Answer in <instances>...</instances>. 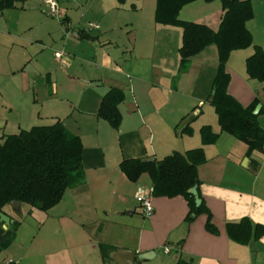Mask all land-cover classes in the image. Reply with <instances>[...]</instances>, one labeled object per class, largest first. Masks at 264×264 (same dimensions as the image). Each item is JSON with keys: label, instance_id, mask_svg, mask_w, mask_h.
Returning a JSON list of instances; mask_svg holds the SVG:
<instances>
[{"label": "crops", "instance_id": "0c3cea01", "mask_svg": "<svg viewBox=\"0 0 264 264\" xmlns=\"http://www.w3.org/2000/svg\"><path fill=\"white\" fill-rule=\"evenodd\" d=\"M83 2L79 6L84 20L77 25L68 8L59 6L67 23L65 31L80 33L77 38H64L61 32L63 41L53 43L62 49L54 51L61 53L59 59L49 52L37 61L35 57L46 51L41 40H36L35 54H26L18 68L5 72L25 78L27 83H20L25 92L30 89L27 65L35 60V69L45 74L47 87L32 98L25 113L11 100L15 95L1 92L2 109H14L15 115L0 117V141L36 125L42 113L53 121L58 119L81 139L84 182L67 188L57 204L41 211L44 233L38 241L33 236L21 240V222L10 245L2 250L5 255L0 261L104 264L98 245L106 243L115 250L135 251V262L138 255L149 253V258L136 264H176L180 258L195 264H264V234L258 238L252 234L241 244L226 230L228 223L243 217L253 225H264V149L248 155L246 144L225 132H220L213 144L203 145L200 138L202 125L219 132L217 116L205 115L210 110L208 100L217 70L216 46L204 48L190 59L186 71L178 74L182 31L154 21V1L139 0L140 6L113 0ZM251 4L253 17L247 27L254 44L264 49V0H251ZM19 8H27L25 1ZM193 8L190 21L218 27L222 14L219 3ZM129 11L136 17H128ZM89 21L98 23V29L84 31ZM47 33L53 35L54 31ZM252 52L253 47L231 52L225 67L227 92L244 107L256 97L264 107V82L249 79L245 71V60ZM111 87L124 94L118 104L121 120L117 128L96 116L101 98ZM205 103L207 109L203 108ZM35 106L40 110H33ZM261 116L263 119L264 113ZM263 121L258 120L264 129ZM187 124L190 133L182 130ZM196 147H202L206 157L198 166L196 189L208 212L186 220L189 207L182 195L152 196L153 213L145 217L134 192L137 185L151 186L150 177L143 173L136 182L130 181L120 171V161L135 157L159 160L173 151ZM8 206L6 214L13 221L18 212ZM35 210L29 206L26 214L31 216ZM208 214L215 231L206 228ZM14 240H18V250L11 247ZM166 244L172 247L168 253L162 249Z\"/></svg>", "mask_w": 264, "mask_h": 264}, {"label": "trees", "instance_id": "16d2710c", "mask_svg": "<svg viewBox=\"0 0 264 264\" xmlns=\"http://www.w3.org/2000/svg\"><path fill=\"white\" fill-rule=\"evenodd\" d=\"M24 1L0 0V10L15 8ZM116 1L123 4L127 0ZM193 1L196 0H155L154 21L181 28L178 74L185 72L190 59L204 48L209 45L216 46L218 63L208 102L217 116L219 132H214L208 124L202 125L199 129L201 142L203 145L213 144L220 132H225L246 144L248 155L254 150H263L264 129L257 116L264 112V107L257 114H253L256 104L260 103L259 98L256 97L244 107L231 96L227 92L229 75L225 71V64L233 50L253 47V52L245 60V71L249 79L264 82V49L254 44L247 27V22L253 17L251 0H220L222 14L216 29L179 18L180 9ZM123 98L121 89L111 87L101 98L96 116L117 128L121 120L118 104ZM182 130L191 132L188 124ZM81 152L80 137L58 119L47 125H33L4 136L0 141V211L6 213V207L12 201L28 204L41 211L53 207L67 188L84 182ZM205 161L203 148L196 147L184 152L173 151L159 160L126 158L120 161L119 168L133 182L143 173L148 174L152 196L182 195L189 207L185 217L189 220L199 212H208L203 201L195 206L194 196L189 192L192 187H198V166ZM19 224V220L14 219L7 228H3L0 222V252L12 242ZM206 228L215 231L210 222V214ZM226 230L232 240L245 244L252 234L255 238L263 235L264 225H253L247 217H243L238 222L228 223ZM98 248L105 264L110 260V253L115 251V247L99 243ZM0 264L17 263L0 261ZM176 264L195 263L180 258Z\"/></svg>", "mask_w": 264, "mask_h": 264}, {"label": "rangeland", "instance_id": "374dc122", "mask_svg": "<svg viewBox=\"0 0 264 264\" xmlns=\"http://www.w3.org/2000/svg\"><path fill=\"white\" fill-rule=\"evenodd\" d=\"M58 6L60 4L62 6H66L68 8V14L72 16V21L75 25L78 23L82 24L83 18L80 17V4H83L84 0H56ZM74 1V2H73ZM116 1V0H113ZM139 0H127V3L135 2L137 6H140L141 2L144 1H154L155 0H140L141 2H138ZM147 3V2H146ZM210 3H219L221 5L220 0H212L209 2H206L204 0H196L190 3H187L183 6V12L181 14V19L183 20H190L192 15L189 13L195 10L193 7L196 5H208L210 6ZM18 8H8L0 10V94L1 92L5 93L6 95L10 94L12 97H16V99L11 98L12 101H16L15 105L19 106V111L25 113L26 109L30 107L29 103L31 100H33V97H36L35 95H39L42 88H46L47 84L45 83V74L39 73L38 69H35L34 61L32 60L30 62V65H27V70L29 72V79L28 84L30 85V89H28L25 92H22L20 90V83H27V80L25 78H21L19 74L16 76L7 75L5 72L10 70L11 68L19 67L20 64L23 62L22 58L27 54H35L32 53V50H35L38 48L36 44L38 43L36 40H41V44L44 45L42 47L44 51H46L43 56L39 55L36 56L37 61L41 60V57L45 59L44 55H49V52H52L53 56H55L54 52L55 50H62L59 47H55L53 45L54 42L58 43L60 40L63 41V37L65 35V23L61 22V19L56 16H50L47 15L44 10L46 9V6L44 4V0H25V6L27 8H19L21 3H18ZM60 8V7H59ZM61 11L63 9H60ZM146 11H148V7L146 6ZM63 12V11H62ZM133 12L129 11L128 17H136V14H132ZM180 18V17H179ZM31 24L30 27L27 28V25ZM48 31H54L53 35H49ZM62 32V34H61ZM65 38V37H64ZM29 40H32L31 42H28ZM50 44L52 47H50ZM35 45V46H32ZM24 46V47H23ZM246 49V48H245ZM243 51L244 49H239ZM236 51V50H233ZM232 51V52H233ZM238 51V50H237ZM63 52V51H61ZM231 54V53H230ZM230 56V55H229ZM229 59V57H228ZM228 61V60H227ZM227 64V62H226ZM225 64V67H226ZM51 65H54L51 62ZM61 65V64H60ZM39 68V67H38ZM256 82V81H255ZM254 82V83H255ZM36 86V88L34 87ZM35 92H34V91ZM18 93L21 94V96H17ZM36 93V94H35ZM19 98L20 101L17 99ZM21 102V103H20ZM2 99L0 98V117L3 118L4 116L13 117L15 115V110L12 109L11 112H8L7 108L2 109L1 107ZM25 105V107L23 106ZM207 109V103L203 106V108ZM209 107V106H208ZM5 110V111H3ZM33 110L37 111L40 110L39 106H35ZM264 112H261L257 118L260 122H262L261 119ZM205 115L207 116H216L213 107L210 106V110L205 112ZM40 120L36 121V125H47L53 122L52 117L46 114L40 115ZM264 122V121H263ZM23 126H28L24 125ZM148 182V181H147ZM29 207L28 204H23L22 208H20L19 211H17V220L21 223V229H20V238L21 240H28L29 238L35 237V242L40 239V237L43 235L44 231L42 228L43 223L42 222V212L41 210H35V214L33 215H27L26 209ZM7 209H13L11 205L8 206ZM44 212V211H43ZM124 219H128L127 216H122ZM24 221V222H23ZM20 225V224H19ZM45 226V224H44ZM16 242V244H15ZM18 240L12 243V248L18 250ZM10 245V244H9ZM11 249V248H10ZM5 255L4 251L0 252V258H2Z\"/></svg>", "mask_w": 264, "mask_h": 264}, {"label": "built area", "instance_id": "2783aa9c", "mask_svg": "<svg viewBox=\"0 0 264 264\" xmlns=\"http://www.w3.org/2000/svg\"><path fill=\"white\" fill-rule=\"evenodd\" d=\"M44 4L46 6V9L44 10V12L47 15L59 17L63 21V14L59 9V6L56 0H44ZM98 27H99L98 23L89 21L85 24L84 31H91L93 29H98ZM65 35H68V36L72 35L73 37L77 38L80 36V33L78 31L69 32V30H67L65 31ZM55 57L59 59L61 57V53H55ZM134 196L139 203L142 214L145 217L151 216L153 213L152 186H145L141 184L137 185L135 192H134ZM171 248L172 247L167 244L163 245L162 247L164 253H168L171 250Z\"/></svg>", "mask_w": 264, "mask_h": 264}, {"label": "water", "instance_id": "95a60500", "mask_svg": "<svg viewBox=\"0 0 264 264\" xmlns=\"http://www.w3.org/2000/svg\"><path fill=\"white\" fill-rule=\"evenodd\" d=\"M260 107L261 104L257 103L252 111L253 114H257L259 112ZM146 160L152 161L153 158H146ZM189 192L194 196L195 206H198L201 203V199L198 196L196 187H192L189 190ZM11 206L13 207L14 210L19 211L20 203L17 201H12ZM0 222H2L4 228H7L12 222V219L9 217V215L0 211ZM147 258H149V253L138 255L139 261ZM134 259H135V251L129 249H118L110 253L109 261L113 262L114 264H136L139 262V261L135 262Z\"/></svg>", "mask_w": 264, "mask_h": 264}]
</instances>
